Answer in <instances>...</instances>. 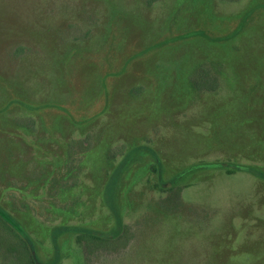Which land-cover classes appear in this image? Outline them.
Wrapping results in <instances>:
<instances>
[{"label": "rangeland", "instance_id": "374dc122", "mask_svg": "<svg viewBox=\"0 0 264 264\" xmlns=\"http://www.w3.org/2000/svg\"><path fill=\"white\" fill-rule=\"evenodd\" d=\"M1 222L35 264H264V0H0Z\"/></svg>", "mask_w": 264, "mask_h": 264}, {"label": "trees", "instance_id": "16d2710c", "mask_svg": "<svg viewBox=\"0 0 264 264\" xmlns=\"http://www.w3.org/2000/svg\"><path fill=\"white\" fill-rule=\"evenodd\" d=\"M244 169L250 170V168L248 167H244ZM78 240L81 244L83 243V241H86L87 244L90 242L96 243L97 245H104L105 243H110V241L106 239L85 233L80 234ZM4 241H6L8 244L6 245ZM0 244L1 247H5L3 245L5 244L7 246L5 247L7 251L13 254L20 264L24 262L25 264H35L34 257L31 252L26 248V244L23 238L17 232H14L12 228H9L7 225H5V223L3 222L0 223Z\"/></svg>", "mask_w": 264, "mask_h": 264}]
</instances>
